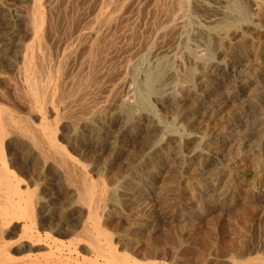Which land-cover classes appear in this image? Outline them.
<instances>
[{
  "label": "bare ground",
  "instance_id": "1",
  "mask_svg": "<svg viewBox=\"0 0 264 264\" xmlns=\"http://www.w3.org/2000/svg\"><path fill=\"white\" fill-rule=\"evenodd\" d=\"M19 1L21 6L14 9L0 1V264H264V245L250 247L244 241H210L195 255H188L191 247L183 244L178 249L180 257L170 263L166 254L170 247L163 250L149 243L144 248L132 246L135 257L126 255L114 245L104 223L105 189L90 178L76 157L92 147L105 148V130L117 119L127 123L118 125L119 138H131L126 133L137 121L146 123L144 138L160 129L149 106L150 96L170 104L185 120L196 116L195 107L206 93H197L191 83L205 78L210 88L215 81L209 79L213 70L222 72L231 90L226 100V105H233L230 117L256 108L264 97V74L241 70L238 46L227 45L229 64H214L207 49L214 38L228 34L246 39L245 29L263 22L264 0H216L215 5L194 0L195 7L209 15L199 29L207 49L192 52L186 46L184 52L194 67L179 75L183 61L176 50L161 48L162 56L148 65L142 84H136L134 77L145 50L169 35L185 37L192 24L188 19L192 0ZM124 87L126 98L119 94ZM188 93L195 98L185 110L183 94ZM220 98L214 100L218 107ZM219 111L212 109L211 115ZM250 128L253 137L264 139V119L251 123ZM219 144L205 161H219ZM121 149L116 148V158L121 157ZM159 160L157 156L155 161ZM8 161H34L39 176L51 173L55 179L49 184L26 182L9 168ZM242 172L257 181L264 178L262 170L226 165L208 174L200 192L208 194L223 176L230 181ZM200 174L196 169L193 177ZM60 181L63 189L55 184ZM151 184L146 180L145 186ZM229 191L226 188L224 196ZM135 198L128 199L129 206L140 201ZM62 199L68 205L56 215L54 207ZM172 217L163 215L166 221ZM41 248L45 252L32 254Z\"/></svg>",
  "mask_w": 264,
  "mask_h": 264
},
{
  "label": "rangeland",
  "instance_id": "2",
  "mask_svg": "<svg viewBox=\"0 0 264 264\" xmlns=\"http://www.w3.org/2000/svg\"><path fill=\"white\" fill-rule=\"evenodd\" d=\"M0 1L11 9L21 6L19 0ZM195 1L192 0L190 8L188 7V19L192 24L185 35L186 38L169 35L167 40L152 42L139 63L138 74L136 73V78L134 77L136 84L144 82L145 70L155 64L156 56H162L161 48L176 50L177 57L183 61V66L177 69L179 75L194 67L192 59L184 52L186 46L192 52L207 49L203 40L199 38L201 36L199 29L205 26V20L209 15L197 5L195 7ZM206 1L210 5L217 2ZM246 21L249 26L251 22L249 19ZM262 21L254 24L255 28L245 29L246 39L237 33L223 36L220 40L214 38L211 47L206 50L211 61L214 64L231 63L227 57L229 51L227 45L231 44L241 48L238 58L243 60L239 65L241 70L249 75L251 72L264 74V19ZM146 38L147 35L145 41L148 40ZM212 78L215 81L210 88L206 86L208 81L205 78L196 79L191 83L197 93H206L203 101L195 107L196 116L192 115L193 117L185 120V117L177 113L170 104H162L150 96L149 106L160 129L144 138L146 123L137 121L134 128L130 127L126 133L127 136L131 135V138H119L117 132L119 126L127 123L117 119L107 128L108 130H105V148L98 150L92 147L87 153H82L84 155L75 154L80 163L86 166L90 178L105 189L107 195L105 226L112 236L114 245L128 256H136L137 253L132 247L135 244L142 245L143 248L144 244L148 243L152 247L156 245L153 248L163 250L171 248L165 251L170 255H166L168 263L180 257L178 249L183 244L191 247L188 255H195L193 253L203 249L204 244L210 241L214 243L244 241L248 245L252 244L250 247L264 245V178L257 181L251 175L245 176L244 172L240 178H235L236 180L228 181L223 176L220 182L213 184L210 193L200 192L201 183L207 180L208 174L222 166L229 165L230 168H240L244 171L256 169L264 171V139L258 140L253 137L250 128L251 123L264 119V97L258 100L256 108L247 109L243 116L232 114L230 117L228 113L232 112L233 105H226L228 94L231 92L227 88L226 77L222 72L213 70L209 73V79ZM181 84L188 85L184 82ZM250 89H255V86L250 85ZM120 90V96L126 98L127 88ZM183 95L182 104L186 110L192 106L195 96L192 93ZM216 98L222 99L220 107L214 102ZM215 108L220 111L212 116L211 111ZM174 137L183 142L177 143L175 141L177 138ZM192 137L196 142L188 140ZM219 142V161H205L204 157L213 151ZM257 143L260 144L258 148ZM118 146L122 148L123 153L121 157L116 158ZM157 156L159 161H155ZM35 164L34 161H8L9 168L26 182L49 184L55 179L51 173L39 176L40 169ZM196 169L201 170V174L194 178ZM146 180L153 181L152 186H145ZM55 184L63 189L62 181ZM34 188L40 193L38 187ZM226 188L230 191L224 196ZM130 197H136L140 201L129 206L127 201ZM67 205V199H62L54 207L55 214L59 215ZM166 213L173 216L171 220H164L163 215ZM172 248H175L174 251ZM44 249L35 250L32 254L43 253ZM84 255L91 258L87 252Z\"/></svg>",
  "mask_w": 264,
  "mask_h": 264
}]
</instances>
